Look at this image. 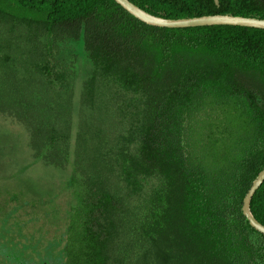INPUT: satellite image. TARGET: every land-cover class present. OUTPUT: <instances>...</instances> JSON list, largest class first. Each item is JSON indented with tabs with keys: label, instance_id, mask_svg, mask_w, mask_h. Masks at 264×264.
<instances>
[{
	"label": "trees",
	"instance_id": "1",
	"mask_svg": "<svg viewBox=\"0 0 264 264\" xmlns=\"http://www.w3.org/2000/svg\"><path fill=\"white\" fill-rule=\"evenodd\" d=\"M131 1L166 18H264V0ZM0 22L9 26L0 33V65H13V52L26 53L18 70L30 76L29 83L38 75L53 94L52 122L24 119L35 155L68 161L73 129L64 109L72 96L64 88L72 91V84L65 73H51L27 55L35 40L45 37L49 48L59 37L82 36L93 65L91 89L96 82L113 87L146 109L140 125L116 137L93 113L80 114L74 165L87 195L74 211L64 264H108L118 212L163 180L173 183L178 235L193 241L206 264H264V234L242 210L264 167V29L155 26L115 0H0ZM206 106L228 112L224 144L212 140L194 148L184 140L187 121ZM251 210L264 224V182Z\"/></svg>",
	"mask_w": 264,
	"mask_h": 264
},
{
	"label": "rangeland",
	"instance_id": "2",
	"mask_svg": "<svg viewBox=\"0 0 264 264\" xmlns=\"http://www.w3.org/2000/svg\"><path fill=\"white\" fill-rule=\"evenodd\" d=\"M8 27L0 24V33ZM47 43L45 37L35 40L27 55L51 73H65L68 85L72 84V91L64 88L72 95L64 108L73 118L69 160L57 164L53 155L46 159L35 155L24 119L32 116V121L52 122L55 103L51 89L38 75L29 83L30 76L18 70L26 53L13 52V65H0V264L65 263L74 211L83 206L87 195L84 176L74 165V128L80 114L93 113L116 137L131 132L133 124L140 125L146 110L113 87H99L96 82L91 89L93 65L82 36L59 37L51 40L49 48ZM11 73L16 76L9 77L14 76ZM17 78L20 81L14 82ZM203 110L187 121L186 144L194 148L212 140L224 144L228 112L217 106ZM172 184L156 182L142 199L126 200L117 214L108 264H206L193 241L178 235Z\"/></svg>",
	"mask_w": 264,
	"mask_h": 264
},
{
	"label": "water",
	"instance_id": "3",
	"mask_svg": "<svg viewBox=\"0 0 264 264\" xmlns=\"http://www.w3.org/2000/svg\"><path fill=\"white\" fill-rule=\"evenodd\" d=\"M118 4H120L123 8H125L128 12L133 14L135 17L140 20L155 26L161 27H195V26H206V25H239L246 27H255L264 29V18L260 17H245V16H237L231 14H212V15H203L196 17H188V18H166L159 15L152 14L151 12L145 10L144 8L138 6L131 0H115ZM264 182V167L259 172L257 177L254 179L251 187L246 193L242 210L246 218L248 219L250 225L254 227L256 230L264 234V224L260 222L254 215L251 210V201L258 190V188Z\"/></svg>",
	"mask_w": 264,
	"mask_h": 264
}]
</instances>
